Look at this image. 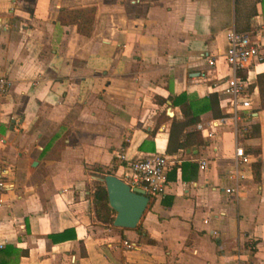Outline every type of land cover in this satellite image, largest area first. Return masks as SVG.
Returning <instances> with one entry per match:
<instances>
[{"label":"crops","instance_id":"crops-1","mask_svg":"<svg viewBox=\"0 0 264 264\" xmlns=\"http://www.w3.org/2000/svg\"><path fill=\"white\" fill-rule=\"evenodd\" d=\"M87 6L89 33L60 18ZM231 29L264 32V0H0V264H264V59L239 70L251 106L234 121ZM181 92L216 93L221 115L185 125ZM152 151L169 160L163 192L135 227L99 220L92 174L126 181L120 155Z\"/></svg>","mask_w":264,"mask_h":264},{"label":"built area","instance_id":"built-area-1","mask_svg":"<svg viewBox=\"0 0 264 264\" xmlns=\"http://www.w3.org/2000/svg\"><path fill=\"white\" fill-rule=\"evenodd\" d=\"M227 46L223 52L225 62L230 68L228 74L221 76L223 78L222 90L231 94L230 106L232 109V118L236 121L239 118V110L242 107L250 108L251 103L247 91L246 79L242 78L239 70L248 68L254 62L264 59V32L262 29L244 32L231 29L227 36ZM208 64L215 67L216 57L209 55ZM204 75L205 72H200ZM11 81L8 77L0 73V116L3 111L4 99L9 91ZM220 123L224 121L223 117L217 119ZM200 130H204L201 122L196 124ZM212 131H208L210 135ZM126 160L123 176L131 186L137 185L145 188L147 193L158 194L163 192L166 183V171L169 160L166 155L159 151L147 152L141 156L127 158L125 154L120 155ZM235 168L232 173L235 177L242 176L239 171V163L247 160V154L241 145L235 146ZM206 166V160H200V168ZM2 183L0 182V185ZM228 193H237L238 186H230L227 188ZM1 246V243H0Z\"/></svg>","mask_w":264,"mask_h":264},{"label":"trees","instance_id":"trees-1","mask_svg":"<svg viewBox=\"0 0 264 264\" xmlns=\"http://www.w3.org/2000/svg\"><path fill=\"white\" fill-rule=\"evenodd\" d=\"M93 14V6L74 9H62L60 11V18L64 22H76L78 31L82 33H89L93 20ZM239 74L241 75V77H245V74L242 71H240ZM173 102L180 106L183 116L182 121L185 125L196 123L199 119V113L208 108L212 109L214 115H221L220 112L215 111V107L219 106V99L216 93H210L208 96L202 97H189L186 92H181L178 95L174 96ZM191 133L199 143L201 132L199 130H192ZM184 142L185 140L183 139L180 141V144L184 145ZM259 168L260 159L258 158L252 163V171L256 179H258L259 177ZM93 169L97 170L100 173L104 171L100 166H95ZM106 172L110 173L109 170H107ZM92 203L94 206L95 215L99 220L109 223L113 221L115 211L108 204L107 191L104 183L100 180H95L94 188L92 191ZM2 251H5V249L1 248L0 252Z\"/></svg>","mask_w":264,"mask_h":264},{"label":"water","instance_id":"water-1","mask_svg":"<svg viewBox=\"0 0 264 264\" xmlns=\"http://www.w3.org/2000/svg\"><path fill=\"white\" fill-rule=\"evenodd\" d=\"M92 177L105 185L108 203L115 211L112 223L116 226L135 227L149 200L145 188L131 186L113 173H93Z\"/></svg>","mask_w":264,"mask_h":264},{"label":"rangeland","instance_id":"rangeland-1","mask_svg":"<svg viewBox=\"0 0 264 264\" xmlns=\"http://www.w3.org/2000/svg\"><path fill=\"white\" fill-rule=\"evenodd\" d=\"M226 49V48H225ZM93 179V186H94V184H95V180H98V179H96V178H92ZM101 181V180H100Z\"/></svg>","mask_w":264,"mask_h":264}]
</instances>
